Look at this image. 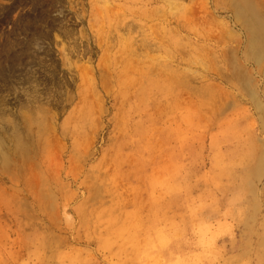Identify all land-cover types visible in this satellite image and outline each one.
<instances>
[{"label": "rangeland", "instance_id": "1", "mask_svg": "<svg viewBox=\"0 0 264 264\" xmlns=\"http://www.w3.org/2000/svg\"><path fill=\"white\" fill-rule=\"evenodd\" d=\"M0 264H264V0H0Z\"/></svg>", "mask_w": 264, "mask_h": 264}]
</instances>
